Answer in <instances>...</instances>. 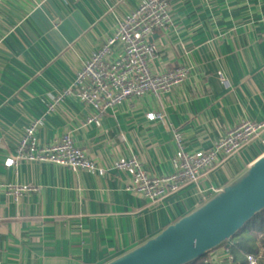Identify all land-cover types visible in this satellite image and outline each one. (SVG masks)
Here are the masks:
<instances>
[{
  "label": "crops",
  "instance_id": "obj_1",
  "mask_svg": "<svg viewBox=\"0 0 264 264\" xmlns=\"http://www.w3.org/2000/svg\"><path fill=\"white\" fill-rule=\"evenodd\" d=\"M141 1L0 3V183L37 188L18 202L0 192V264H104L194 210L202 192L221 188L264 153L263 131L196 183L155 202L127 190V174L112 167L134 155L149 174H166L174 170L175 133L194 151L210 148L241 120L264 121V0H169L171 24L150 36L156 51L148 65L154 73L185 66L184 82L159 96L130 97L106 109L99 124H83L91 109L72 96L44 115L50 96L72 84L90 53ZM150 110L162 112L163 122L149 121ZM39 116L41 143L71 132L106 172L27 160L4 166L24 127ZM224 248L205 259L233 264Z\"/></svg>",
  "mask_w": 264,
  "mask_h": 264
},
{
  "label": "built area",
  "instance_id": "obj_2",
  "mask_svg": "<svg viewBox=\"0 0 264 264\" xmlns=\"http://www.w3.org/2000/svg\"><path fill=\"white\" fill-rule=\"evenodd\" d=\"M170 24L169 0H142L118 21L114 32L90 53L75 73L72 84L50 96L44 115L54 112L64 98L72 96L91 109L83 124H99L106 109L130 97H140L145 93L159 96L184 82L188 75L185 66L154 73L148 65L156 51L154 43L149 41L150 36L156 30L166 31ZM219 75L222 78L221 73ZM222 80L227 85L226 80ZM145 117L149 121L163 122L164 119L163 113L155 110L146 112ZM43 119L44 116L35 117L24 127L13 153L4 159V166H15L18 161L27 160L49 162L73 171L82 170L97 175L106 172V168L91 160L85 149L74 142L71 132L49 143H41L37 130ZM263 131L264 121L244 119L215 140L210 148L194 151L186 150L181 137L175 133L174 170L162 175L149 174L134 155L117 158L112 167L127 174V190L155 202L187 184L196 183L206 170L222 158L236 153ZM36 189L27 183H0V192L11 196L15 202L26 192ZM217 190L210 188L209 194L202 192V202ZM224 252L228 259L233 260L227 247ZM244 258L247 264H264V250L257 254L246 252ZM203 263L209 262L204 259Z\"/></svg>",
  "mask_w": 264,
  "mask_h": 264
},
{
  "label": "water",
  "instance_id": "obj_3",
  "mask_svg": "<svg viewBox=\"0 0 264 264\" xmlns=\"http://www.w3.org/2000/svg\"><path fill=\"white\" fill-rule=\"evenodd\" d=\"M264 209V153L194 210L104 264H189Z\"/></svg>",
  "mask_w": 264,
  "mask_h": 264
},
{
  "label": "trees",
  "instance_id": "obj_4",
  "mask_svg": "<svg viewBox=\"0 0 264 264\" xmlns=\"http://www.w3.org/2000/svg\"><path fill=\"white\" fill-rule=\"evenodd\" d=\"M220 246L229 249L233 256V264H247L244 253H257L259 248L264 250V209L256 213L231 239L223 242ZM208 253L189 264H204L203 260Z\"/></svg>",
  "mask_w": 264,
  "mask_h": 264
}]
</instances>
